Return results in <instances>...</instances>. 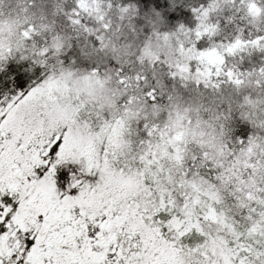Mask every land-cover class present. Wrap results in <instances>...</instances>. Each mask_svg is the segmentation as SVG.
<instances>
[{
	"label": "snow or ice",
	"instance_id": "obj_1",
	"mask_svg": "<svg viewBox=\"0 0 264 264\" xmlns=\"http://www.w3.org/2000/svg\"><path fill=\"white\" fill-rule=\"evenodd\" d=\"M0 264H264V0H0Z\"/></svg>",
	"mask_w": 264,
	"mask_h": 264
}]
</instances>
